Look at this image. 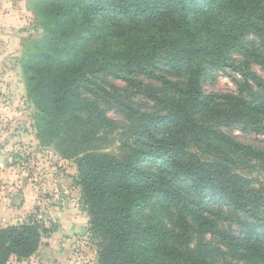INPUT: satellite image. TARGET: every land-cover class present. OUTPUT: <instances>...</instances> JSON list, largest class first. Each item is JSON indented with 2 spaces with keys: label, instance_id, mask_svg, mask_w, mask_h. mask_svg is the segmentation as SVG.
<instances>
[{
  "label": "trees",
  "instance_id": "trees-1",
  "mask_svg": "<svg viewBox=\"0 0 264 264\" xmlns=\"http://www.w3.org/2000/svg\"><path fill=\"white\" fill-rule=\"evenodd\" d=\"M31 11L43 34L30 43L21 69L36 111L35 136L76 165L89 232L99 242L98 264H214L205 233L233 259L264 264V188L249 178L256 168L264 173V150L213 124L232 117L264 128V80L224 58L250 34L264 49V0H32ZM95 32L103 45L82 48ZM159 59L184 79L133 85L167 113L154 124L134 116L138 136L130 143L118 139L127 128L83 90L117 102L95 75L144 74ZM218 63L251 83L244 99L220 101L200 91L204 67ZM155 198L177 212L173 230L134 222V209ZM223 211L245 217L238 232L213 218ZM188 218L198 245L192 246ZM44 233L31 221L1 228L0 264L33 256Z\"/></svg>",
  "mask_w": 264,
  "mask_h": 264
},
{
  "label": "rangeland",
  "instance_id": "rangeland-1",
  "mask_svg": "<svg viewBox=\"0 0 264 264\" xmlns=\"http://www.w3.org/2000/svg\"><path fill=\"white\" fill-rule=\"evenodd\" d=\"M23 1L27 4V8L31 14L25 17L27 19L23 28L24 34L21 38L20 53L18 52L14 56L12 62L2 66L9 69V75L6 78L2 77L0 122H2V125L5 122H14L15 126L22 131V142H20V146H17V150H19V153L21 152L22 156L19 157L17 153V158H9L7 164L13 165L16 162L14 160L19 158L23 164V168H19L21 174H23L21 179L30 180L33 187L42 186L43 188H41L40 193L45 199L55 200L57 207H60L59 213L73 210V212L80 213L83 217L85 216L88 225L84 235V250L72 251V256L76 264H98L97 252L99 242L89 232L88 211L83 202L81 188L76 183V165L71 160L61 159L56 154L53 146L44 147L40 145L35 136L36 130L33 125V119L36 111L27 101V86L24 83L21 65L27 50L31 48L30 43L42 36L43 23L31 11L32 0ZM103 43L101 33L95 32L81 46L87 50H97ZM224 58L228 63L232 62L236 65L247 67L251 73L256 74L264 80V49L254 35H247L237 48ZM204 70L205 72L201 75L198 84L203 94L222 96L220 101L223 99L225 101H237L239 98L246 97L250 92L249 87H251V83L245 82L237 72L224 66V63L206 65ZM4 73L5 71L2 68L3 76ZM95 76H98L97 82L100 86L111 95L116 96L117 102H113V99L97 100L91 97L92 94L86 90H83L84 96L96 101L98 107L117 126L127 128L125 131H119L118 139L124 136V141L129 143L138 136L136 131L140 122L134 116H143L148 123L154 124L157 116L167 113L164 108L138 93L133 82H142L156 88L161 87L164 81L180 82L184 79L180 75L179 70H175L168 59H159L148 66L144 74L126 76V74L114 72L112 74H96ZM119 102H123L128 108L120 106ZM5 103H9V105L6 104V109L3 106ZM19 122L21 124H18ZM213 124L220 128L224 134L234 138L236 141L259 150H264V128L256 126L245 127L232 117L217 120ZM0 151H2V148ZM249 178L254 181V186L261 184L264 188V173L259 174L257 168L249 175ZM3 182H5L4 177H0V185ZM71 182L75 186L70 185ZM35 193L38 192L36 191ZM213 213L215 214L216 212ZM132 214L134 222L142 226L158 223L160 227L170 231L176 227L177 212L167 203L163 204L162 199L155 198L148 205L134 209ZM48 216L46 217V225H48L47 222L50 220ZM213 218H218L217 222H219V226L225 229L232 228L233 232H238L241 229L237 227V222L245 220L243 216L231 215L225 211L219 215H215ZM187 222L190 223L191 231H193L191 235L192 246L198 245V235L194 231L195 226H192L189 218ZM203 236L208 247L214 250L210 254V258H213L212 262L214 264H260L252 260L237 261L210 234L205 233Z\"/></svg>",
  "mask_w": 264,
  "mask_h": 264
},
{
  "label": "crops",
  "instance_id": "crops-1",
  "mask_svg": "<svg viewBox=\"0 0 264 264\" xmlns=\"http://www.w3.org/2000/svg\"><path fill=\"white\" fill-rule=\"evenodd\" d=\"M30 14L23 0H0V92L2 77L9 75V69L2 66L12 62L14 56L20 53L27 19L25 17ZM28 21L30 22L29 19ZM2 68L5 71L4 76ZM1 104L2 102L0 106ZM6 104L9 103L3 104L5 109ZM0 127V177L5 179L0 185V229L22 225L34 214L43 216L42 225L45 228L38 250L33 256L21 260L12 257L7 264H76L72 251L84 250L87 219L73 210L59 213L60 207H57L55 200L45 199L40 193L42 186L33 187L30 180L21 179L23 174L17 163L8 165L7 160L17 158V153L19 157L22 156L17 150L22 142V131L14 122H5L4 125L0 122ZM70 185L75 186L72 182ZM15 197L19 198V205L14 204ZM47 215L50 218L48 225Z\"/></svg>",
  "mask_w": 264,
  "mask_h": 264
},
{
  "label": "built area",
  "instance_id": "built-area-1",
  "mask_svg": "<svg viewBox=\"0 0 264 264\" xmlns=\"http://www.w3.org/2000/svg\"><path fill=\"white\" fill-rule=\"evenodd\" d=\"M16 163H17V165H18V168H23V164H22V162L20 161V159H18L17 161H16ZM43 216L41 215V214H34L33 216H31L30 217V220L29 221H31V222H36V223H38V224H41L42 225V223L44 222L43 221Z\"/></svg>",
  "mask_w": 264,
  "mask_h": 264
},
{
  "label": "water",
  "instance_id": "water-1",
  "mask_svg": "<svg viewBox=\"0 0 264 264\" xmlns=\"http://www.w3.org/2000/svg\"><path fill=\"white\" fill-rule=\"evenodd\" d=\"M19 203H20V202H19V198H18V197H15V199H14V204H15V205H19Z\"/></svg>",
  "mask_w": 264,
  "mask_h": 264
}]
</instances>
